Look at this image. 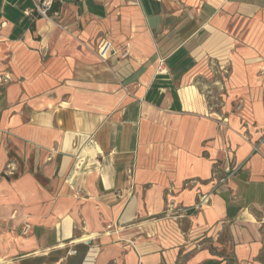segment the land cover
<instances>
[{"label": "crops", "instance_id": "crops-1", "mask_svg": "<svg viewBox=\"0 0 264 264\" xmlns=\"http://www.w3.org/2000/svg\"><path fill=\"white\" fill-rule=\"evenodd\" d=\"M36 1L0 0V264H264V0Z\"/></svg>", "mask_w": 264, "mask_h": 264}, {"label": "rangeland", "instance_id": "rangeland-1", "mask_svg": "<svg viewBox=\"0 0 264 264\" xmlns=\"http://www.w3.org/2000/svg\"><path fill=\"white\" fill-rule=\"evenodd\" d=\"M206 65L208 66L209 71L212 72V74H210V75L216 76V75H219L220 72H222V73L224 71L230 72V64L229 63H226L225 65H220L217 63V61L214 58H208ZM200 77H201V80H202V78L209 80V82H207L206 87H205V91L206 92L209 91V93H207L209 95V99L213 101L212 103L220 104V102L222 100L221 95L219 94L220 91L218 89L214 88L215 86H213V81L210 83L212 76H209V75L205 76L203 74ZM204 83H206V82H204Z\"/></svg>", "mask_w": 264, "mask_h": 264}, {"label": "built area", "instance_id": "built-area-1", "mask_svg": "<svg viewBox=\"0 0 264 264\" xmlns=\"http://www.w3.org/2000/svg\"><path fill=\"white\" fill-rule=\"evenodd\" d=\"M55 1L56 0H38L35 2L34 11L45 18H49V12ZM107 51H109V47L107 46V44H105L103 48L101 49V52H103V56L107 54ZM240 108H241V104L238 105L237 109H240ZM255 149L258 150V146H256ZM227 169H228V174H229L228 177L231 175H234L239 170L238 168H232V167H228ZM226 179L227 178H222L221 182L226 181ZM205 201H207V198L206 196H203L200 199V203H198L197 207H200L202 203H204ZM29 227L30 226L28 225L26 226L25 232L29 230Z\"/></svg>", "mask_w": 264, "mask_h": 264}, {"label": "trees", "instance_id": "trees-1", "mask_svg": "<svg viewBox=\"0 0 264 264\" xmlns=\"http://www.w3.org/2000/svg\"><path fill=\"white\" fill-rule=\"evenodd\" d=\"M52 9H53V6H52L51 10H52ZM51 10H50V11H51Z\"/></svg>", "mask_w": 264, "mask_h": 264}]
</instances>
